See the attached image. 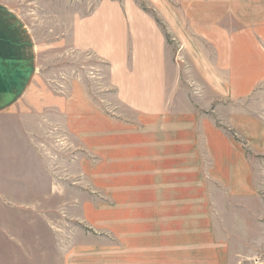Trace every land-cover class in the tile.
Masks as SVG:
<instances>
[{"label":"crops","instance_id":"obj_1","mask_svg":"<svg viewBox=\"0 0 264 264\" xmlns=\"http://www.w3.org/2000/svg\"><path fill=\"white\" fill-rule=\"evenodd\" d=\"M146 1L157 17L133 0H98L80 17L76 3L54 40L74 65L81 58L107 66L101 82L113 89L114 114L108 96L101 104L90 92L93 80L62 83L55 101L38 96L48 85L42 45L31 24L0 1V152L9 160L19 136L28 155L33 148L42 154V135L54 123L78 152L75 167L107 188L109 203L98 192L83 207L96 231L50 242L59 264H234V230L223 220L233 204H223L250 207L253 167L194 103L176 111L180 102L169 88L183 65L167 42L181 44L186 72L217 96L252 98L264 89V0ZM12 200L0 192L2 207ZM41 245L0 223V264H39L31 250Z\"/></svg>","mask_w":264,"mask_h":264},{"label":"rangeland","instance_id":"obj_2","mask_svg":"<svg viewBox=\"0 0 264 264\" xmlns=\"http://www.w3.org/2000/svg\"><path fill=\"white\" fill-rule=\"evenodd\" d=\"M0 1L31 24L36 38L42 45L41 67L48 85L43 87L41 93L37 91L38 96H49L55 101L56 94L65 90L61 88L62 83L65 84L75 77L84 82L93 80V85L88 86L92 95L101 104L108 96L110 99L105 102H110L112 111L109 112L116 113V97L109 94L113 89H105L101 82L106 78L107 72L104 71L107 66L101 64L98 59L88 63L81 58H78L77 65H74V57L66 46L60 47L54 41L62 33L61 19L71 16L73 9L77 10L76 3L79 4L80 17H85L94 10L98 0ZM133 1H138L146 11L157 17L154 10L148 7L146 0ZM172 1L181 3V0ZM167 44L169 49L175 50L177 63L183 65V72L175 76L176 87L169 88V96L176 94L180 102L176 111L188 110L194 103L193 107L208 115V120H216L225 136L238 143L253 167V182L256 187L254 201L250 202V207L244 206L243 202L237 207L236 202L225 201L223 206L233 205L223 212V220H228L234 230L230 234L234 264H254V258L256 262L264 264V89L256 92L252 98L237 100L238 102L226 99L227 94L221 98L214 90L200 83L199 75L186 72L187 66L184 65L189 56L182 50L181 44L169 38ZM172 84L169 81V85ZM217 98L219 99L215 100ZM122 113L131 115L125 110ZM59 131L62 130L56 128L54 123L49 124L46 136L42 135V141L47 140L46 146L44 145L46 149L43 146L45 151L42 154L33 148V153L28 155L24 139L19 136L15 141V154L10 153L9 160L6 153L0 152V192L12 194L15 198L8 202L7 207H2L0 202V223H6L10 230L25 239L42 242L41 247L31 250L41 264L47 260L59 264L60 255L49 245L50 242L55 239L71 240L74 238L73 232L77 230L83 231L87 238L89 232L96 231L97 228L90 226L83 214V207L88 205L89 195L100 192L99 196L109 203L108 197L105 198L102 194L103 189L107 188L97 181L96 184H90L87 175L75 167L73 161L77 159L78 152L67 136L61 138V135L57 134ZM99 175L103 176V173ZM97 201L102 205V201ZM232 215L240 216L236 218ZM94 234L101 238L105 235L101 231Z\"/></svg>","mask_w":264,"mask_h":264},{"label":"built area","instance_id":"obj_3","mask_svg":"<svg viewBox=\"0 0 264 264\" xmlns=\"http://www.w3.org/2000/svg\"><path fill=\"white\" fill-rule=\"evenodd\" d=\"M252 262H253L254 264H262V262H256V258H254V259L252 260Z\"/></svg>","mask_w":264,"mask_h":264}]
</instances>
